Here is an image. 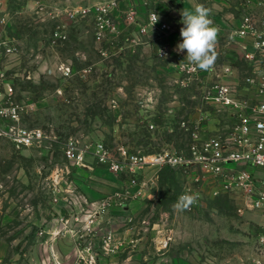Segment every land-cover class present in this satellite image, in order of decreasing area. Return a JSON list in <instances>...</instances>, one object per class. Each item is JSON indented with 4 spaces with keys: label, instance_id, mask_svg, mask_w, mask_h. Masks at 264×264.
Masks as SVG:
<instances>
[{
    "label": "rangeland",
    "instance_id": "rangeland-1",
    "mask_svg": "<svg viewBox=\"0 0 264 264\" xmlns=\"http://www.w3.org/2000/svg\"><path fill=\"white\" fill-rule=\"evenodd\" d=\"M110 1L0 0V100L46 135L1 146L0 264H248L264 212L241 215L169 167L148 164L132 182L131 155L186 152L177 126L199 92L156 71L169 59L126 21L129 1L112 8L118 32L97 39L95 10ZM185 187L193 210L174 207Z\"/></svg>",
    "mask_w": 264,
    "mask_h": 264
},
{
    "label": "built area",
    "instance_id": "built-area-1",
    "mask_svg": "<svg viewBox=\"0 0 264 264\" xmlns=\"http://www.w3.org/2000/svg\"><path fill=\"white\" fill-rule=\"evenodd\" d=\"M127 1L129 8L125 19L129 24H138L136 0ZM116 4L112 0L97 6L94 17L98 40L118 32L112 15V8ZM257 6L260 9L258 12L243 14L239 26L230 33L224 44L220 42L218 46V37L215 46L222 50L223 46L237 44L241 61L246 66L244 74H240V69L228 58L215 60L210 71L193 68L188 61L178 64L179 78L176 83L182 87L195 85L199 92V96H195L196 112L181 118L177 126L190 138L187 150L163 149L150 158L131 155L128 166L134 175L133 183L137 180L138 171L148 164L169 167L196 182L208 183L216 194H224L231 199L241 215L249 210L264 212V0H258ZM153 13L159 17L154 25ZM139 26L142 34L150 31L161 34L171 29L155 11H150L148 21ZM171 51L169 46H164L159 54L167 57ZM229 77L237 79V82H226L225 79ZM218 112L223 115L215 124L214 113ZM19 120L18 107L3 105L0 100V149L5 141L17 147H34L46 138L42 129L22 127L18 124ZM150 127L155 126L150 124ZM73 148L70 143L67 150L69 155H75ZM113 167L118 169L120 165L113 163ZM190 191V187H185L181 195L196 198L187 207L193 210L199 196ZM257 243L256 253L248 264H264V233Z\"/></svg>",
    "mask_w": 264,
    "mask_h": 264
},
{
    "label": "crops",
    "instance_id": "crops-1",
    "mask_svg": "<svg viewBox=\"0 0 264 264\" xmlns=\"http://www.w3.org/2000/svg\"><path fill=\"white\" fill-rule=\"evenodd\" d=\"M257 2L258 0H136L135 6L139 12L138 19L141 24H145L148 21L150 11H155L159 14L163 22L171 26L170 30L161 34H157L155 31L141 34V36L145 38L146 44H148L149 47L152 46L153 51H158V55L160 49L164 46H169L172 50L170 55L166 57L169 59L167 66H158L156 67V71L161 75L167 74V79L177 84V65L180 61L186 60V51L179 52L176 50V46L182 42L180 29L183 27L181 23V13L183 9H193L196 5L200 4L210 9V19L219 29V40L226 41L230 33L239 26L243 14L248 11L258 12L260 10L257 6ZM214 51L218 55L219 53L224 54L234 65H239L241 51L237 44L233 43L230 46H224L223 50L215 47ZM235 67L239 68L237 66ZM225 81L236 83L237 79L229 77L226 78Z\"/></svg>",
    "mask_w": 264,
    "mask_h": 264
},
{
    "label": "clouds",
    "instance_id": "clouds-1",
    "mask_svg": "<svg viewBox=\"0 0 264 264\" xmlns=\"http://www.w3.org/2000/svg\"><path fill=\"white\" fill-rule=\"evenodd\" d=\"M183 27L180 29L182 42L176 46L179 52L186 51V60L193 68L202 71H210L216 59L214 51L219 29L210 19V9L202 4L196 5L193 9L182 10ZM153 25L158 22L159 17L153 13ZM191 195H181L174 205L177 210L186 209L195 202Z\"/></svg>",
    "mask_w": 264,
    "mask_h": 264
}]
</instances>
